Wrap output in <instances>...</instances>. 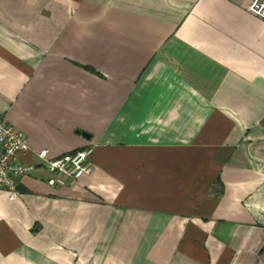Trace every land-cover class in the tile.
<instances>
[{"label": "crops", "instance_id": "1", "mask_svg": "<svg viewBox=\"0 0 264 264\" xmlns=\"http://www.w3.org/2000/svg\"><path fill=\"white\" fill-rule=\"evenodd\" d=\"M251 1L0 0V116L20 161L93 148L72 185L39 168L14 201L0 191V264H264Z\"/></svg>", "mask_w": 264, "mask_h": 264}, {"label": "built area", "instance_id": "2", "mask_svg": "<svg viewBox=\"0 0 264 264\" xmlns=\"http://www.w3.org/2000/svg\"><path fill=\"white\" fill-rule=\"evenodd\" d=\"M247 11L264 20V0H252ZM28 151L24 137L0 116V191L8 195L9 201H14L19 195L18 180L39 168L48 174L46 184L52 188L72 185L92 171V146L55 159H47L46 151H39L34 154V163H22L20 158Z\"/></svg>", "mask_w": 264, "mask_h": 264}, {"label": "trees", "instance_id": "3", "mask_svg": "<svg viewBox=\"0 0 264 264\" xmlns=\"http://www.w3.org/2000/svg\"><path fill=\"white\" fill-rule=\"evenodd\" d=\"M84 69H85V70H88V71H90V72H92V73H95L93 70H91V69H89V68H87V67H86V68L84 67Z\"/></svg>", "mask_w": 264, "mask_h": 264}, {"label": "water", "instance_id": "4", "mask_svg": "<svg viewBox=\"0 0 264 264\" xmlns=\"http://www.w3.org/2000/svg\"><path fill=\"white\" fill-rule=\"evenodd\" d=\"M82 136L85 137L86 139H88V136L86 134H83Z\"/></svg>", "mask_w": 264, "mask_h": 264}]
</instances>
